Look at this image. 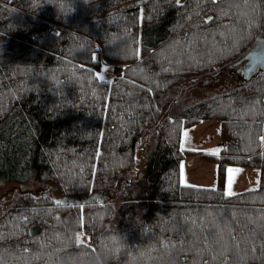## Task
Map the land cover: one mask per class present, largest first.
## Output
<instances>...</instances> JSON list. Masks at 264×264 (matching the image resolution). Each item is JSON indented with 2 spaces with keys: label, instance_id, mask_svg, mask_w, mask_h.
Here are the masks:
<instances>
[{
  "label": "trees",
  "instance_id": "16d2710c",
  "mask_svg": "<svg viewBox=\"0 0 264 264\" xmlns=\"http://www.w3.org/2000/svg\"><path fill=\"white\" fill-rule=\"evenodd\" d=\"M262 36L264 0H0V183L27 184L0 264H264V73L167 109ZM204 120L215 186L181 180ZM230 165L259 186L229 195Z\"/></svg>",
  "mask_w": 264,
  "mask_h": 264
},
{
  "label": "rangeland",
  "instance_id": "374dc122",
  "mask_svg": "<svg viewBox=\"0 0 264 264\" xmlns=\"http://www.w3.org/2000/svg\"><path fill=\"white\" fill-rule=\"evenodd\" d=\"M244 66L245 62L242 64L235 63L223 68L217 74L209 77L207 76L209 81L205 83L199 82L187 88H183L186 85L183 84L182 86L180 85L181 88L177 90L178 86L172 92L174 93L173 96L175 95V97L178 98L174 100L175 102L172 101V105L168 101L167 109L170 108V112H177L202 99L209 98L238 87L240 84L245 82L244 80L248 79L242 72V68ZM263 73L264 70L261 69L258 73L252 76H259ZM171 97L169 96V98ZM185 131L188 132L187 138L184 137ZM184 132L182 145L184 147L195 149L199 152H197V156H193L190 159L189 163L188 161L183 162L181 172L182 182L203 186H215L217 184V162L209 159H202L200 155L201 153H209L210 150L220 149L222 139L220 134V122L204 120L185 129ZM218 153H220V151ZM138 154L139 157H142L141 151H139ZM140 162L141 161H139L138 165H140ZM229 167L238 168L241 171L232 174L234 179L230 186L228 185L227 176L226 190L228 193H236L259 186L261 177V170L259 167L253 165H230ZM26 187L27 184L13 180H7L0 183V215L8 207H10L17 198H19L22 192L27 190Z\"/></svg>",
  "mask_w": 264,
  "mask_h": 264
},
{
  "label": "water",
  "instance_id": "95a60500",
  "mask_svg": "<svg viewBox=\"0 0 264 264\" xmlns=\"http://www.w3.org/2000/svg\"><path fill=\"white\" fill-rule=\"evenodd\" d=\"M242 60L245 62L242 72L247 78H250L252 75L258 73L261 69L264 70V37L258 38L255 44L243 56ZM92 197L103 198L102 194L99 192L91 195L89 198ZM73 199V197L70 198V200Z\"/></svg>",
  "mask_w": 264,
  "mask_h": 264
},
{
  "label": "snow or ice",
  "instance_id": "6c2138e0",
  "mask_svg": "<svg viewBox=\"0 0 264 264\" xmlns=\"http://www.w3.org/2000/svg\"><path fill=\"white\" fill-rule=\"evenodd\" d=\"M253 12H255V8L252 9ZM224 15H227V13H224ZM97 77L98 79L100 80H103L104 79V76L102 73H97ZM184 137L187 138L188 137V132L185 131L184 132ZM262 140H264V137L261 138ZM181 150H184L183 149V145L181 146ZM220 151V149H215V150H210L209 154H212V155H216L218 154V152ZM239 171H241L240 169L238 168H232V167H229L227 169V172H228V185L230 186L234 177H233V173H238ZM229 195H232V193H229ZM57 204H61V203H64L62 201H56ZM82 242V241H81ZM262 248H264V245H261Z\"/></svg>",
  "mask_w": 264,
  "mask_h": 264
},
{
  "label": "clouds",
  "instance_id": "9594fccd",
  "mask_svg": "<svg viewBox=\"0 0 264 264\" xmlns=\"http://www.w3.org/2000/svg\"><path fill=\"white\" fill-rule=\"evenodd\" d=\"M87 2V0H85ZM93 264H105V256L102 251H99L95 254Z\"/></svg>",
  "mask_w": 264,
  "mask_h": 264
},
{
  "label": "bare ground",
  "instance_id": "6f19581e",
  "mask_svg": "<svg viewBox=\"0 0 264 264\" xmlns=\"http://www.w3.org/2000/svg\"><path fill=\"white\" fill-rule=\"evenodd\" d=\"M143 0H139V3H142ZM109 77V76H108Z\"/></svg>",
  "mask_w": 264,
  "mask_h": 264
},
{
  "label": "crops",
  "instance_id": "0c3cea01",
  "mask_svg": "<svg viewBox=\"0 0 264 264\" xmlns=\"http://www.w3.org/2000/svg\"><path fill=\"white\" fill-rule=\"evenodd\" d=\"M192 164V163H191Z\"/></svg>",
  "mask_w": 264,
  "mask_h": 264
}]
</instances>
